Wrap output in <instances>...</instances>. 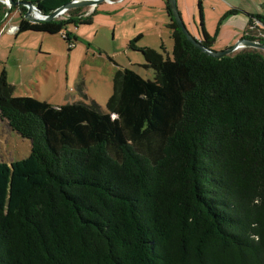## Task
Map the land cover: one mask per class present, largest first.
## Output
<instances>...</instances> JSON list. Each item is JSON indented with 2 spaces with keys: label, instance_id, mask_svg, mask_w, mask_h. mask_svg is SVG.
Returning a JSON list of instances; mask_svg holds the SVG:
<instances>
[{
  "label": "trees",
  "instance_id": "1",
  "mask_svg": "<svg viewBox=\"0 0 264 264\" xmlns=\"http://www.w3.org/2000/svg\"><path fill=\"white\" fill-rule=\"evenodd\" d=\"M28 1L49 14L71 0ZM165 3L173 58L140 48L154 80L117 69L106 111L15 95L0 72V119L31 143L0 161V264H264V55L206 54ZM197 7L212 48L219 27L208 33ZM15 9L16 34L63 32L67 43L68 26L91 22L33 23ZM7 12L0 0V27ZM247 16L264 32V15Z\"/></svg>",
  "mask_w": 264,
  "mask_h": 264
},
{
  "label": "rangeland",
  "instance_id": "2",
  "mask_svg": "<svg viewBox=\"0 0 264 264\" xmlns=\"http://www.w3.org/2000/svg\"><path fill=\"white\" fill-rule=\"evenodd\" d=\"M165 2L168 0H105L94 6L69 8L56 19L70 14L91 18L90 23L68 26L72 36L77 37L72 43L63 39V32L16 34L21 16L15 9L5 16L0 27V70L4 67L8 72L15 95L32 96L52 105L93 102L106 111L117 69L129 68L145 79L154 80L155 72L144 66L140 48L173 58L174 40L167 27ZM176 2L190 34L194 36L196 30L201 33L197 0ZM263 4L264 0H202L206 31L213 35L219 27L212 46L226 45L217 49L223 50L237 43L241 22L249 19L247 13L264 15ZM232 8L238 9V13L223 18ZM256 25L247 26L248 33L254 40L264 42L261 28ZM133 40L138 49L130 47ZM258 50L264 55V50ZM30 151V140L0 119V161L11 163L27 157Z\"/></svg>",
  "mask_w": 264,
  "mask_h": 264
},
{
  "label": "water",
  "instance_id": "3",
  "mask_svg": "<svg viewBox=\"0 0 264 264\" xmlns=\"http://www.w3.org/2000/svg\"><path fill=\"white\" fill-rule=\"evenodd\" d=\"M102 1H105V0H71L65 4L58 6L49 14L44 13L36 5L32 4L31 1H28V0L19 1V2H14L13 0H4L2 2L8 7V12L6 13V15L9 13V9L12 6L16 4H20L27 8L24 14V17L30 22L37 23L40 21L55 20L61 14L66 12L69 8L94 6ZM168 4L172 12L173 19L178 24V26L180 27L182 32L185 34V36L188 38V40L192 42L197 48H199L200 50H202L203 52H205L206 54L210 56L221 58L225 55L235 52L236 50L240 48H247V47L264 50V42L259 41V40L249 39V38H241L233 46L227 49H223V50H214L212 48H207L197 38H195L192 34H190L188 29L186 28L181 18L180 12L178 10L176 0H168Z\"/></svg>",
  "mask_w": 264,
  "mask_h": 264
},
{
  "label": "crops",
  "instance_id": "4",
  "mask_svg": "<svg viewBox=\"0 0 264 264\" xmlns=\"http://www.w3.org/2000/svg\"><path fill=\"white\" fill-rule=\"evenodd\" d=\"M243 25H241L240 27H239V29L240 30H242V32H241V36L240 37H236L237 39L239 38V39H241V38H243V35H244V33L246 32V28H247V26H248V20L246 21L245 20V22L244 21H242L241 22ZM16 26V25H15ZM14 27V26H13ZM222 31H220V33H221ZM194 36L198 39V40H200V38H201V33L199 32V31H195V33H194ZM225 46L226 45H223V46H220V44H218V46H215L214 47V45L212 46L213 48H215L216 50L217 49H222V48H225ZM4 69V67L0 70V72L2 71ZM5 70V69H4ZM6 72V71H5ZM6 75H7V79H8V72H6Z\"/></svg>",
  "mask_w": 264,
  "mask_h": 264
},
{
  "label": "built area",
  "instance_id": "5",
  "mask_svg": "<svg viewBox=\"0 0 264 264\" xmlns=\"http://www.w3.org/2000/svg\"><path fill=\"white\" fill-rule=\"evenodd\" d=\"M254 23H256L257 25L255 26L256 28H261V25L258 21H255ZM14 29V27H12ZM262 34L264 36V32L262 31Z\"/></svg>",
  "mask_w": 264,
  "mask_h": 264
}]
</instances>
